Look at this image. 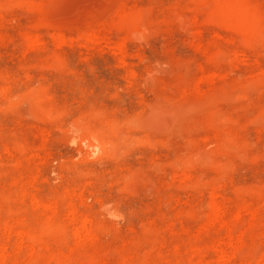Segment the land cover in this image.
I'll return each mask as SVG.
<instances>
[{"label": "rangeland", "instance_id": "1", "mask_svg": "<svg viewBox=\"0 0 264 264\" xmlns=\"http://www.w3.org/2000/svg\"><path fill=\"white\" fill-rule=\"evenodd\" d=\"M0 264H264V0H0Z\"/></svg>", "mask_w": 264, "mask_h": 264}, {"label": "bare ground", "instance_id": "2", "mask_svg": "<svg viewBox=\"0 0 264 264\" xmlns=\"http://www.w3.org/2000/svg\"><path fill=\"white\" fill-rule=\"evenodd\" d=\"M230 8H231V7H230ZM231 10H232V9H231ZM231 10H228V11H231ZM222 11H224V10H222ZM216 14H217V13H216ZM221 14H222V13H221ZM223 14H224V13H223ZM225 14H226V12H225ZM227 14H229V13L227 12ZM232 14H235V13L233 12ZM215 16H216V15H214V17H215ZM228 16H229V15H228ZM234 16L237 17V15H234ZM236 17H234V19H236ZM128 18H131V16H129ZM225 18H226V17L224 16V20H226V19H227V20H230V18H229V19H228V18L225 19ZM232 18H233V17H232ZM122 20H123V22H125V21H124V20H125V17H124V19H122ZM126 20H127V19H126ZM137 20H138V19L136 18V20H135L136 22L134 21L136 24H137ZM227 20H226V21H227ZM236 20H237V19H236ZM221 21H222V19H221ZM243 21H244V20H243ZM245 21H246V20H245ZM127 22H128V21H127ZM129 22H130V21H129ZM129 22H128V23H129ZM135 23H133V24H135ZM242 23H244V22H242ZM65 24H66V23H65ZM126 24H127V23H126ZM136 24H135V25H136ZM244 24H246V23H244ZM247 24H248V23H247ZM127 25H128V24H127ZM129 25H130V24H129ZM124 26H126V25H124ZM230 26H232V24H231ZM242 26H243V24H242ZM248 26H249V25H248ZM92 27H93V26H92ZM235 27H236V26H235ZM240 27H241V26H240ZM243 27H244V26H243ZM249 27H250V26H249ZM251 27H252V25H251ZM241 28H242V27H241ZM78 29H79V28H78ZM86 30H87V28H86ZM248 30L251 31V29H248ZM132 31H134V30H132ZM132 31H131V32H132ZM250 31H249V32H250ZM79 32H80V31H79ZM89 32H90V31H89ZM59 33H60V32H59ZM85 34H88V33L85 32ZM62 36H63V35H62ZM77 36H78V35H77ZM55 37H56V36H55ZM79 37H80V36H79ZM83 37H86V36H83ZM87 37H88V35H87ZM21 38H22V37H21ZM58 38H61V34L58 35ZM57 40H58V39H57ZM118 40H119V39H118ZM58 41H59V40H58ZM98 41H99V40H98ZM57 43H58V42H57ZM59 44H60V42H59ZM79 46H80V45H79Z\"/></svg>", "mask_w": 264, "mask_h": 264}]
</instances>
